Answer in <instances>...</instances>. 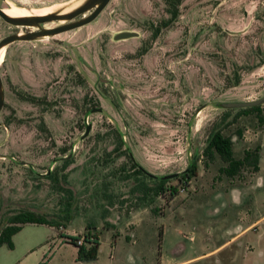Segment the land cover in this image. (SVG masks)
Here are the masks:
<instances>
[{
  "label": "rangeland",
  "instance_id": "1",
  "mask_svg": "<svg viewBox=\"0 0 264 264\" xmlns=\"http://www.w3.org/2000/svg\"><path fill=\"white\" fill-rule=\"evenodd\" d=\"M70 1L0 9L56 15ZM90 12L39 28L0 18V41ZM120 32L136 37L113 40ZM2 49L0 231L20 211L62 227H23L0 264H264V104L224 108L264 95V0H109L84 26ZM212 129L235 159L258 147V171L219 173L202 155ZM193 156L195 177L181 182ZM86 234L90 262L70 243Z\"/></svg>",
  "mask_w": 264,
  "mask_h": 264
},
{
  "label": "trees",
  "instance_id": "2",
  "mask_svg": "<svg viewBox=\"0 0 264 264\" xmlns=\"http://www.w3.org/2000/svg\"><path fill=\"white\" fill-rule=\"evenodd\" d=\"M174 16V14H172ZM28 101H33L34 98H27ZM32 103V102H31ZM260 109L259 106L252 108L240 109L241 111H252L258 112ZM258 125L261 126L263 124V117H257ZM202 155L208 159H211L214 155H216L223 166L219 168V173L223 174L227 178L234 177L240 169L244 167H250L253 172L258 171V147H255L253 150H245L240 159H235L232 153V144L228 137L222 136L221 132L218 129H212L209 133L204 149L202 151ZM132 168H136L135 164H131ZM136 173H142L140 168L136 169ZM196 173V158L193 156L188 166L185 168L183 172H181L178 176L181 182L190 181L193 177H195ZM160 188L159 190L163 192V184L166 182V179L159 178ZM169 196L172 198L176 195L175 187L169 186L167 189ZM55 224L56 227L60 226V224H56L55 222H51L46 220V218L42 215L35 214L30 211H20L11 216L6 223V225L0 231V246L4 245L7 249H12L11 237L16 234L22 226L24 225H47L53 226ZM86 239L85 242L90 243L88 250H84L82 245H76V239L70 238V243L77 247V260L90 262L95 260V252L97 248L96 242H89L87 239L91 238L89 235H84Z\"/></svg>",
  "mask_w": 264,
  "mask_h": 264
},
{
  "label": "water",
  "instance_id": "3",
  "mask_svg": "<svg viewBox=\"0 0 264 264\" xmlns=\"http://www.w3.org/2000/svg\"><path fill=\"white\" fill-rule=\"evenodd\" d=\"M109 0H90L86 6H82L74 10L73 12L65 15L56 14V15H46V16H32L29 18H25L22 20H16V19H11L7 18L3 13L2 10L0 9V18L11 25H23L27 27H32L35 26L37 28L39 24H43L45 22H50V21H56L58 22L59 20H72L78 16L83 17L84 13L87 11L91 10V12L84 18L71 23V24H62L59 25L55 28H49V29H40L37 32H29L28 34L24 36H8L6 38H3L0 41V48L6 44L16 42V41H29L34 38L42 37V36H53L65 31L73 30L75 28L84 26L91 21H93L97 15L103 10V8L107 5ZM136 37V33L133 32H120L117 33L113 36V40L119 41V40H126L130 38ZM264 104V95L260 97L257 100L251 101V102H239V103H229L225 104L224 108L226 109H245V108H252V107H257ZM0 108H1V100H0ZM94 112H100V109H95L92 110L91 113ZM90 131V125L85 124V129L82 134V138L86 137L87 134ZM175 175H167V176H162L161 178L163 179H171L174 178Z\"/></svg>",
  "mask_w": 264,
  "mask_h": 264
},
{
  "label": "bare ground",
  "instance_id": "4",
  "mask_svg": "<svg viewBox=\"0 0 264 264\" xmlns=\"http://www.w3.org/2000/svg\"><path fill=\"white\" fill-rule=\"evenodd\" d=\"M81 4H82L81 0H72L69 3H67L66 5L60 7L59 12L61 15L69 14V13L73 12L74 10H76L77 8H79V6H81ZM2 13L7 18L22 20V19L29 18L32 16H46V15L51 13V9H46V10L41 9V11L33 12V11L25 10L21 7H15L12 5L7 9H2ZM59 24H61V23H59ZM50 28H52V27L50 26ZM2 55H3V49L1 47L0 48V59H1Z\"/></svg>",
  "mask_w": 264,
  "mask_h": 264
},
{
  "label": "crops",
  "instance_id": "5",
  "mask_svg": "<svg viewBox=\"0 0 264 264\" xmlns=\"http://www.w3.org/2000/svg\"><path fill=\"white\" fill-rule=\"evenodd\" d=\"M263 119H264V118H263ZM263 123H264V121H263ZM255 222H256V221H255ZM255 222L252 223L249 227H247V228L241 230V232H244L245 230H247L248 228H250L251 226H253V225L255 224ZM25 226H29V225H24V226H22L21 229H20L16 234H18V233L22 230V228L25 227ZM35 226H47V225H35ZM47 227H51V226H47ZM61 227H62V226L60 225V226L57 227V229H60ZM241 232H240V233H241ZM16 234H14V235L11 237V242H12L13 237H14ZM83 236H84V235H83ZM1 246H4V245H1ZM1 246H0V247H1ZM12 249H13V242H12ZM12 249H10V250H12ZM8 250H9V249H8Z\"/></svg>",
  "mask_w": 264,
  "mask_h": 264
},
{
  "label": "built area",
  "instance_id": "6",
  "mask_svg": "<svg viewBox=\"0 0 264 264\" xmlns=\"http://www.w3.org/2000/svg\"><path fill=\"white\" fill-rule=\"evenodd\" d=\"M85 240H86V239L84 238V236H79V237L76 238L75 244L78 245V246H79V245H83L84 243H87V242H85ZM87 240H88L89 242H91L92 239L89 238V239H87Z\"/></svg>",
  "mask_w": 264,
  "mask_h": 264
},
{
  "label": "clouds",
  "instance_id": "7",
  "mask_svg": "<svg viewBox=\"0 0 264 264\" xmlns=\"http://www.w3.org/2000/svg\"><path fill=\"white\" fill-rule=\"evenodd\" d=\"M234 202L239 203V194L236 193L234 196Z\"/></svg>",
  "mask_w": 264,
  "mask_h": 264
},
{
  "label": "flooded vegetation",
  "instance_id": "8",
  "mask_svg": "<svg viewBox=\"0 0 264 264\" xmlns=\"http://www.w3.org/2000/svg\"><path fill=\"white\" fill-rule=\"evenodd\" d=\"M2 57H3V55L1 56V59H2ZM1 59H0V61H1Z\"/></svg>",
  "mask_w": 264,
  "mask_h": 264
}]
</instances>
